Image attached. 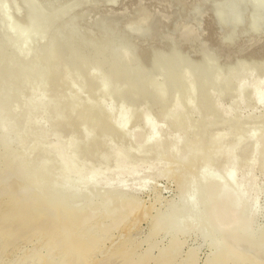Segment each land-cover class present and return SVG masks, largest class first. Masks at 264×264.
Segmentation results:
<instances>
[{
    "label": "rangeland",
    "instance_id": "374dc122",
    "mask_svg": "<svg viewBox=\"0 0 264 264\" xmlns=\"http://www.w3.org/2000/svg\"><path fill=\"white\" fill-rule=\"evenodd\" d=\"M0 7V101L19 133L12 148L34 168L26 181L13 177L18 187L86 213L110 211L116 236L156 193L173 209L203 181L191 202L206 219L178 225L177 259L195 248L204 262L214 246L202 234L211 225L208 239L248 264L256 252L246 240L264 233V0ZM221 192L230 206L213 202ZM150 230L140 220L133 237ZM154 236L157 253L169 236Z\"/></svg>",
    "mask_w": 264,
    "mask_h": 264
},
{
    "label": "bare ground",
    "instance_id": "6f19581e",
    "mask_svg": "<svg viewBox=\"0 0 264 264\" xmlns=\"http://www.w3.org/2000/svg\"><path fill=\"white\" fill-rule=\"evenodd\" d=\"M21 22L23 24L25 21L21 20ZM17 29L18 27L15 31ZM28 30L27 34L31 33ZM57 47L60 46L57 44ZM50 49H52L51 46ZM53 49L56 53L57 49ZM152 51L146 52L145 57L153 59L154 52L151 55ZM82 60L81 63H77L78 68H82L80 66L84 64L82 62L85 60ZM117 76V79L118 77L121 79L120 75ZM17 136L19 133L8 124L4 106L0 101V259L4 260V264H104L103 262L105 264H198L195 258V248L189 249L186 258L177 259L182 245L181 240L177 239V227L186 218L190 219V229L202 222L201 215L194 210L191 199L196 196L201 186L206 184L205 182L195 180L192 187L187 188L188 191L186 195L184 194L181 205L173 209L171 201L163 200L159 193L155 194L153 203L143 207L137 217L131 216L135 207L130 205L124 214L125 217L130 218L131 216L132 218L122 227L123 233L114 236L117 229L114 224L109 223L110 211L91 210L90 213H86L84 208H75L68 203L36 199L30 190L18 187L13 177L26 181L32 176L34 168L29 167L21 153L12 148ZM10 186L12 189L9 190ZM223 194L225 193H217L213 198V202L221 208L231 205L232 197L229 196L223 200ZM201 218L206 219L205 215ZM140 220H146L151 230L142 241H136L133 235L139 227ZM169 225H171L170 228L167 227ZM211 229V225L204 228L202 235L205 238L204 241L208 242V246H214L213 251H210L211 254L207 255L201 264H237L238 260L232 257L221 244L214 245L215 241L212 238L208 239ZM161 234H164L162 238L165 234L168 235L169 242L167 241L165 246L161 245L157 253H153V248L159 243L154 246L150 236ZM143 242L147 244V247L139 253L138 250ZM236 242L238 241L235 240L234 243ZM246 246L254 247L256 252L248 264H260L259 259L264 260V233L247 239ZM5 255L7 257H4ZM103 255L110 256L104 257Z\"/></svg>",
    "mask_w": 264,
    "mask_h": 264
}]
</instances>
